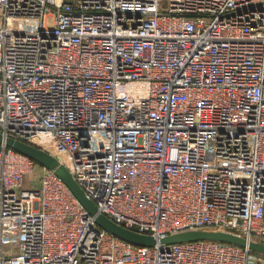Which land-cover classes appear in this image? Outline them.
Listing matches in <instances>:
<instances>
[{
  "label": "built area",
  "instance_id": "2783aa9c",
  "mask_svg": "<svg viewBox=\"0 0 264 264\" xmlns=\"http://www.w3.org/2000/svg\"><path fill=\"white\" fill-rule=\"evenodd\" d=\"M0 134L157 241L104 231L57 175L0 144V264H254L233 244L161 241L264 243V0H2Z\"/></svg>",
  "mask_w": 264,
  "mask_h": 264
},
{
  "label": "water",
  "instance_id": "95a60500",
  "mask_svg": "<svg viewBox=\"0 0 264 264\" xmlns=\"http://www.w3.org/2000/svg\"><path fill=\"white\" fill-rule=\"evenodd\" d=\"M0 144H4L6 147L22 155H25L26 157L35 161L37 164L47 168L57 175L67 185L74 196L87 210L89 215L95 217L96 224L104 231L139 247H153L157 244V241L153 237L124 229L104 215L98 214L95 204L86 197L85 193L74 180L67 168L53 156L23 142L14 139H6L2 134H0ZM197 241H216L220 243L233 244L242 248H248L251 252L264 257V243L249 242L246 239L240 238L233 234L213 230L179 233L163 239L161 243L165 245H174Z\"/></svg>",
  "mask_w": 264,
  "mask_h": 264
},
{
  "label": "rangeland",
  "instance_id": "374dc122",
  "mask_svg": "<svg viewBox=\"0 0 264 264\" xmlns=\"http://www.w3.org/2000/svg\"><path fill=\"white\" fill-rule=\"evenodd\" d=\"M53 18L52 17H48L47 19V26L49 28H52L53 27ZM32 178L33 176H28L26 178V181H25V186L26 187H30L31 183H32ZM254 264H264V257L263 256H257V259L255 260Z\"/></svg>",
  "mask_w": 264,
  "mask_h": 264
},
{
  "label": "trees",
  "instance_id": "16d2710c",
  "mask_svg": "<svg viewBox=\"0 0 264 264\" xmlns=\"http://www.w3.org/2000/svg\"><path fill=\"white\" fill-rule=\"evenodd\" d=\"M255 256H259L258 254H256V253H254V252H252Z\"/></svg>",
  "mask_w": 264,
  "mask_h": 264
},
{
  "label": "crops",
  "instance_id": "0c3cea01",
  "mask_svg": "<svg viewBox=\"0 0 264 264\" xmlns=\"http://www.w3.org/2000/svg\"><path fill=\"white\" fill-rule=\"evenodd\" d=\"M2 3V0H0V4Z\"/></svg>",
  "mask_w": 264,
  "mask_h": 264
}]
</instances>
